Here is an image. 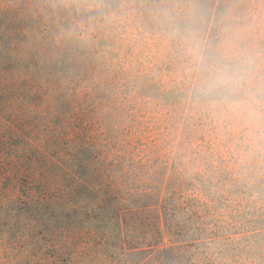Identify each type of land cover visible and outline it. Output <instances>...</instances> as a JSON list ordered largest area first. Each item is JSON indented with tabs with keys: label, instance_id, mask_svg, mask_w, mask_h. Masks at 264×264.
I'll list each match as a JSON object with an SVG mask.
<instances>
[{
	"label": "rangeland",
	"instance_id": "1",
	"mask_svg": "<svg viewBox=\"0 0 264 264\" xmlns=\"http://www.w3.org/2000/svg\"><path fill=\"white\" fill-rule=\"evenodd\" d=\"M151 25L158 34L129 28L122 57L64 52L65 77L44 78L37 91H0V264H264L260 213L233 235L238 249L221 241L205 262L196 246L176 242L159 194L134 205L106 196L113 180L115 191L128 190V178L143 185L151 168L166 176L201 166L227 186V166L236 178L245 165L264 177V24H235L250 31L241 44L215 49L216 41L203 42L202 24ZM173 30L179 37L166 38ZM57 89L65 103L53 102ZM61 108L60 125L72 112L85 120L68 129L78 144L48 134L47 115ZM220 194L228 215V194ZM230 198L240 212H264L256 190Z\"/></svg>",
	"mask_w": 264,
	"mask_h": 264
},
{
	"label": "trees",
	"instance_id": "2",
	"mask_svg": "<svg viewBox=\"0 0 264 264\" xmlns=\"http://www.w3.org/2000/svg\"><path fill=\"white\" fill-rule=\"evenodd\" d=\"M97 23L103 26L88 31ZM258 23L264 24V0H0V91H37L38 82L42 79L54 82L57 75L65 77L62 63L71 58L63 55L64 52L75 56L89 55L93 60L94 56L100 55L122 57L130 44L129 28H143L144 31L151 30L158 34L151 24H202L204 28L200 33L203 42L209 40L214 45L216 41L219 45L213 46L215 49L225 41L241 44L242 36L250 31L243 32L241 26L235 24H253L249 27H255ZM165 37H179V34L173 30ZM208 52L215 54L212 49H208ZM30 81L35 85L26 84ZM60 91H55L53 102L56 105L59 100L65 103L60 98ZM63 96L67 97L66 93ZM23 99L35 105L39 103L40 95L36 99L34 95L24 94ZM63 110L55 109L58 114L54 117L47 115L48 134L59 140L60 144H78V134L73 139L68 129L72 120L76 122L82 119L72 112L62 126L55 118L61 114L64 116ZM42 145L49 146L48 142ZM190 148L195 155L204 151L193 145ZM225 168L223 172L227 174L228 186L220 184L219 172L207 171L201 166L191 170L177 168L166 176L151 168L144 172L143 185L128 178L125 180L128 190L115 191L112 188L113 180L106 196L131 200L130 203L134 205L143 198L159 194L165 223L176 242L187 243L191 248L196 246V253L202 255L205 262H210L212 256L209 250L212 246L222 241L224 246L238 249L233 235L248 231L247 228L255 221L248 220L250 216L254 217L257 213H260L259 218L264 216L261 210L256 212L246 208L240 212L230 198L256 190L257 200H263L262 174L254 175L255 172L245 165L241 178H236L232 167ZM246 173L252 176H245ZM252 180L258 184L252 183ZM221 185V190L228 194L226 204L231 210L228 215L223 213L225 206H221L219 201L223 194L217 188ZM156 190L159 192L156 193ZM237 229L238 232L233 233ZM259 233L264 235V230ZM201 261L202 258L197 262ZM135 262L138 261L132 260V263ZM123 263L122 260L112 264Z\"/></svg>",
	"mask_w": 264,
	"mask_h": 264
}]
</instances>
